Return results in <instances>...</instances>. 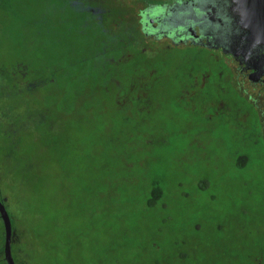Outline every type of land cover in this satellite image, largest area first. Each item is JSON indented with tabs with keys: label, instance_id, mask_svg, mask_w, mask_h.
Here are the masks:
<instances>
[{
	"label": "rangeland",
	"instance_id": "obj_1",
	"mask_svg": "<svg viewBox=\"0 0 264 264\" xmlns=\"http://www.w3.org/2000/svg\"><path fill=\"white\" fill-rule=\"evenodd\" d=\"M22 5L19 16L26 26L10 17L1 23L0 16V58L26 61L41 73H27L29 78L36 76L33 89L22 87L21 95L14 96L13 91L12 98L0 102V127L15 132L12 123L17 118L20 121L16 123L32 127L19 137V149L13 151L20 167L31 168L29 173L20 175L17 163H5L1 171L0 197L11 219L16 216L18 224L26 222L29 228L30 245L18 264H33V258L34 264H222L218 261L225 256L226 264H252L250 257L264 249V152L253 155L246 173L207 171L196 155L183 151L184 138L189 135L182 133L181 121H175L181 114L173 111V106L157 110L149 121L150 127L156 125L159 133L165 127L178 138L142 154L149 161L144 173L147 177L156 172L164 176L171 194L166 215L172 219L159 233L163 215L157 212L159 208L144 213L143 173L135 174L136 179L116 177L118 181L105 182L103 189V173L97 171L96 164L82 158L84 141L94 135L92 129L114 131L121 127L122 117L116 112L125 99L127 106V98L123 97L130 82L135 83L131 97L144 87L138 68L146 65L145 57L136 49L127 50V62L116 66L120 72L116 87L108 83L106 72L105 76L97 73L88 77L98 50L92 31L79 29L76 22H71L60 11L59 0H24ZM122 6H114L113 2L110 6L111 17L119 22L129 16L128 9ZM107 47L104 50L108 55L112 48ZM157 75L162 80V75ZM46 77L55 80L46 82ZM85 77L86 84L80 86L78 81ZM168 88L151 90L165 96L164 103H168ZM74 92L76 100H72ZM50 97L55 98L53 106L72 112L60 121L62 130L45 135L33 129L35 123L22 119L50 108V102L41 104L42 99L48 101ZM181 113L187 122L192 121L186 111ZM222 130L207 128L200 132V140L232 142L233 136L222 135ZM17 140L10 141L11 151ZM224 144L219 146L221 153L228 148ZM207 177L211 187L200 193L194 186ZM176 188L184 194L182 200L173 199ZM189 189L191 195L186 193ZM12 223L17 225L15 220ZM183 240L188 246L187 262L177 256L176 242Z\"/></svg>",
	"mask_w": 264,
	"mask_h": 264
},
{
	"label": "flooded vegetation",
	"instance_id": "obj_2",
	"mask_svg": "<svg viewBox=\"0 0 264 264\" xmlns=\"http://www.w3.org/2000/svg\"><path fill=\"white\" fill-rule=\"evenodd\" d=\"M59 2L60 11L65 12L71 22H76L79 29L92 31L93 43L98 50L91 63L93 66L90 64L92 74L87 75L88 77L96 76L97 73L105 76L106 72L108 80L119 79L120 72L116 70V66L127 62V50L136 49L145 57V67L151 69V75L157 78V74L165 73L168 78V103H164L165 96L154 91L152 93L155 97H146L143 102L142 96L150 95L151 92L141 93L140 90L136 94L137 98H134L138 106L135 104L133 107L137 112L133 117L125 113L127 106L126 99L124 100L121 108L122 125L117 130V135L99 127L92 129L94 135L84 141L82 158L90 161L88 163L96 164L97 171L103 173V189H106L105 182H114V179L118 181L116 177L119 176H133L136 179L135 174H141L143 165H149L146 164L148 159L142 156L143 151L164 144L170 145L172 138H177L171 131L167 132L165 127L160 133L156 125L150 127V119L156 115L157 110H163L166 106H173V111L181 114L180 120L175 121H181L182 133L189 135L183 141L184 153L189 151L196 155L197 160L206 165L207 171L218 174L231 170L243 174L252 165L253 155L264 152V44L251 40L250 32L243 27L241 18L235 12L234 0ZM111 2L114 6L123 5L122 8L128 9L127 20L119 22L111 17ZM46 31L49 32L48 29ZM105 45L112 48V58L110 51L106 54ZM111 64L114 65L113 69ZM140 68L142 67L138 70ZM163 79L164 77L157 80L162 83V87L165 86ZM76 98L75 93L72 100ZM123 98H126V94ZM215 103H218V107H214ZM214 109L217 111L211 113ZM181 110L187 112L186 117H190L191 122L182 118ZM127 118L129 129L125 127ZM213 126L216 129L224 128L222 135L233 136V141H225L224 144L219 139L200 140V132ZM18 128L16 127L15 134L18 133ZM57 131L59 130L55 132ZM13 140H17L14 142L15 149H19L17 143L21 138L15 135ZM220 144L228 147L222 153L219 151ZM13 151L5 153L0 146L1 195L2 167H5V163H15ZM194 187L204 193L211 187L210 179L207 177ZM101 190L96 192L100 193ZM186 193L191 195L192 190L189 189ZM174 198L182 200L184 194L180 197V193L175 191ZM0 201L6 208L2 197ZM6 211L8 213L7 208ZM164 218L166 223L171 222V216L166 215ZM13 220L17 224L15 227ZM17 221L16 216L11 219V249L15 264L26 256V247L30 245L26 222L18 224ZM0 229V263L7 264L4 254L5 227L1 214ZM196 230L199 231L200 226ZM176 245L179 249L178 259L187 262L190 259L186 249L187 241H177ZM258 254V259H264L262 254ZM225 258L218 262L226 264ZM250 259L253 263L252 256ZM33 260L34 264L35 259Z\"/></svg>",
	"mask_w": 264,
	"mask_h": 264
},
{
	"label": "trees",
	"instance_id": "obj_3",
	"mask_svg": "<svg viewBox=\"0 0 264 264\" xmlns=\"http://www.w3.org/2000/svg\"><path fill=\"white\" fill-rule=\"evenodd\" d=\"M24 3V0H0V16H1V23H4V19L6 17H10L13 18V20L15 21H19V22H23L22 25H25V22L22 20L23 17L19 16V11L23 9V5L22 3ZM26 2V1H25ZM47 6H44V9H46ZM27 24V23H26ZM5 26L9 25V21L5 22L4 24ZM22 28H24L25 26H22ZM1 26V25H0ZM24 39V36H23ZM143 68H140L138 70V73L140 74V78L142 79L143 83L142 85L144 87L141 88V93H144L145 91H150L151 94L147 95V96H142V100L143 102H145L144 98H150L151 96L155 95L152 93L153 88L158 87V89L163 88L162 83L160 84V82H158V79H161L158 75L157 78L153 75H151L149 68H146L145 65L142 66ZM36 66H34V64H30L27 63L26 61H21V62H13L10 61L9 58H5L4 56H1L0 58V102L1 101H6L9 100L10 98L13 97V94L15 91V95H21V91L20 89L22 87L26 88V90L29 89H33L34 88V83H33V79L36 77H32L29 78L27 77V73H33V74H37L39 72H37V70L35 69ZM136 72V71H135ZM41 74V73H39ZM43 74V73H42ZM162 77H164L163 82H165V86H167V82H168V78L166 77L165 73H162ZM128 78V77H127ZM46 82L48 81H52L55 80L54 77H46L44 78ZM86 77L85 78H81L78 82L80 83V86H83L86 84ZM36 79H34L35 81ZM119 79L117 78H110L108 80L109 83H115L117 82ZM132 80V78H131ZM135 80V79H134ZM135 85L134 82H130V87H128V92L126 93V98H127V107H126V111L125 113H129L130 117H133L134 113H137L133 107L138 106L137 105V101H135V97L137 98V95L130 94L131 89L133 88V86ZM115 86V84H114ZM116 87V86H115ZM17 92V93H16ZM155 93V92H154ZM75 94V92L73 93V95ZM51 100L47 99L48 101H46L45 99H42V103L41 104H46L47 102L51 104L50 108L45 109V107L42 110H38V112L34 113V114H28L23 116L22 120H25L27 122L31 121L32 125H34L35 123V131H37L38 133H43L45 135H51V133L55 132L56 130H62L63 129V125L61 124L60 121H62L63 117L65 115H68L69 112H72L70 110H66L64 111L63 109H61L60 105H56L53 106L54 103V99L55 98H51ZM57 104V103H55ZM163 104V103H161ZM46 106V105H45ZM121 115V110L119 112ZM96 119V118H95ZM14 120V121H13ZM13 123H12V128L16 129V127H19L18 133L15 134L14 131L12 129L8 130L5 126L0 127V146H2V150L7 153L8 151H11V147L12 146L10 144V141L13 140V138L15 137V135L19 137L23 136V134L25 133V131L27 130V133L30 132L32 127L27 128L26 125L24 124H18L16 122L20 121L19 118L17 119H13ZM21 120V121H22ZM24 122V121H23ZM134 123V122H133ZM15 124V125H14ZM129 118H127V122L125 123V127L126 129H129ZM58 132V131H57ZM110 134H114L117 135L118 132L117 130L114 131H109ZM12 150H16L15 148H13ZM21 161V160H20ZM15 163L19 164L18 167V172L20 175L25 176L29 173V167H25L22 168L20 167V163L17 159H15ZM14 163V164H15ZM145 172V165H143V167L141 168V183L143 185L142 189H143V193H142V198L145 201V208H144V213L147 214L151 211H154L155 208H159V210L157 212H159L161 217V224H162V229H158L159 233L163 232V227L166 223V219L164 218L166 216V213H168L167 211L169 210V196L171 194H169L168 192V186L165 182V177H161L159 174L153 173L152 176L149 174L148 177L147 175L144 173ZM24 178V177H23ZM143 178V179H142ZM177 191V188H176ZM182 194H180L181 197ZM2 237V230L0 229V240ZM260 254L263 255L264 257V249L260 252ZM253 263L252 264H264V259H258L257 257L255 258L253 256ZM1 264V263H0Z\"/></svg>",
	"mask_w": 264,
	"mask_h": 264
},
{
	"label": "water",
	"instance_id": "obj_4",
	"mask_svg": "<svg viewBox=\"0 0 264 264\" xmlns=\"http://www.w3.org/2000/svg\"><path fill=\"white\" fill-rule=\"evenodd\" d=\"M235 12L242 25L251 34V40L264 44V0H234ZM0 214L5 227L4 254L7 264H15L12 256V223L5 206L0 201Z\"/></svg>",
	"mask_w": 264,
	"mask_h": 264
}]
</instances>
